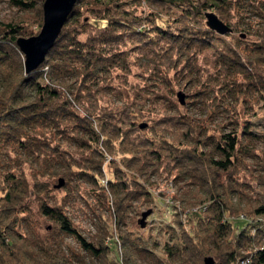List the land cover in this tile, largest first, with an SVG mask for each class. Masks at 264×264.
Segmentation results:
<instances>
[{
    "label": "trees",
    "instance_id": "1",
    "mask_svg": "<svg viewBox=\"0 0 264 264\" xmlns=\"http://www.w3.org/2000/svg\"><path fill=\"white\" fill-rule=\"evenodd\" d=\"M42 1L9 0L17 14L0 18V264H264V152L253 141L264 134L250 118L264 106V0H76L25 72L16 38L39 30ZM206 10L238 32L211 65L199 55L220 34ZM178 83L203 117L180 110ZM153 176L179 191L164 199L176 208L168 236L149 248L127 220L134 201L151 200ZM83 181L95 241L65 208ZM66 236L77 250L64 252Z\"/></svg>",
    "mask_w": 264,
    "mask_h": 264
},
{
    "label": "rangeland",
    "instance_id": "2",
    "mask_svg": "<svg viewBox=\"0 0 264 264\" xmlns=\"http://www.w3.org/2000/svg\"><path fill=\"white\" fill-rule=\"evenodd\" d=\"M130 6L132 7L134 6V4L130 3ZM138 9H140V7H138ZM16 10H17L16 6L10 3L9 0H0L1 19H7L15 16L17 14ZM237 34L238 32L233 30L225 34H220V36L215 39V41L209 48L202 51V53L199 55V62L202 64L211 65L215 57V53H217V51L225 50L227 46L234 45V41L236 39ZM179 91H181L184 98L183 103L179 102L180 110L183 112L187 110L192 112L197 117H203L205 111L203 109L204 104L202 103V101L195 104H187L185 102L190 99L192 100L196 98V95L188 96L186 94L189 91V85L186 84L185 86H183L180 83L175 84L174 92L176 97H177V92ZM197 97L202 98L201 95H198ZM254 104H255L254 105L255 112L252 113L250 116L251 120L253 121L252 128L256 133L264 134V106L258 108L259 107L258 105H260L261 103H254ZM237 106L239 112L242 114V105L239 103ZM221 122H222V115H221V111L219 110V112L216 115H214L210 125L219 127ZM253 141H254L255 150L261 153L264 152V137L255 138ZM256 159L252 157L247 158L248 162L253 164ZM150 180L152 182L147 184V186L148 189L151 190L152 198L150 201L138 200L133 202L132 209H130L128 213L127 226L132 231L139 233L142 236L143 240H148L146 244L149 245V248H152L150 246L151 241L155 242L160 246L162 244V241L168 236V233L164 232L165 228H163L166 224L165 220L170 221V223H174L173 220L175 215L173 212L176 211V208L170 206V204L165 202L164 199L169 197V193L173 189L175 190L177 188V191H179V189L177 184L173 182L171 176H160V177L153 176ZM57 183L58 180L55 182V184ZM70 183L74 185V180H72ZM62 184L60 186H62ZM79 184L80 185H75V188L71 187L72 189H70L71 196L69 197V200L65 204L66 212L68 216L72 219L74 224L77 226L79 232L87 240L95 241L96 239L94 234L97 233L96 223L98 222V218L92 214L91 210L86 205L83 199V196H86L85 189L88 188L89 185L84 181ZM62 194H63L62 191L56 192L55 197L59 199ZM81 194H83V196ZM159 199H161L162 201L159 202L160 201ZM144 211L146 212V215L142 219L143 220L142 228L139 229V227L136 226L137 219L139 218L141 219V212ZM46 224H50V222L43 221V225ZM62 246L65 253L66 252L68 253L69 251L67 246H71V248H73L74 250H77L78 248L77 243L71 236L64 237ZM159 246L157 248H154V250L157 253L161 254L159 251L160 250ZM115 251H117L116 248L115 250L111 249L110 252L108 253V257L117 260L118 251L117 253Z\"/></svg>",
    "mask_w": 264,
    "mask_h": 264
},
{
    "label": "water",
    "instance_id": "3",
    "mask_svg": "<svg viewBox=\"0 0 264 264\" xmlns=\"http://www.w3.org/2000/svg\"><path fill=\"white\" fill-rule=\"evenodd\" d=\"M75 1L76 0L42 1V23L39 30L35 34L18 36L16 38V44L23 54L25 72L34 69L41 63L47 50L53 45ZM204 17L206 25L219 34H225L232 30V28L212 10H206L204 12ZM177 98L180 103L184 102L181 91L177 92ZM143 125L144 123L140 124V126ZM62 183L63 179L59 177L58 183L55 184V186L58 187ZM145 215L146 212H142L141 219H143ZM202 261L203 264H215L214 259L210 255H205Z\"/></svg>",
    "mask_w": 264,
    "mask_h": 264
},
{
    "label": "built area",
    "instance_id": "4",
    "mask_svg": "<svg viewBox=\"0 0 264 264\" xmlns=\"http://www.w3.org/2000/svg\"><path fill=\"white\" fill-rule=\"evenodd\" d=\"M246 261H247V260H244V261H242L241 263H242V264H245V263H246Z\"/></svg>",
    "mask_w": 264,
    "mask_h": 264
}]
</instances>
